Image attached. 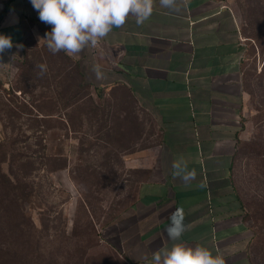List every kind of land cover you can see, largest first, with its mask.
Listing matches in <instances>:
<instances>
[{"label":"crops","instance_id":"obj_1","mask_svg":"<svg viewBox=\"0 0 264 264\" xmlns=\"http://www.w3.org/2000/svg\"><path fill=\"white\" fill-rule=\"evenodd\" d=\"M51 27L30 0H0V35L13 42L0 54V141L17 122L23 149L56 165L52 177L72 194L78 178L122 181L124 202L100 232L128 264H152L174 243L254 264L255 230L234 173L245 96L232 9L181 0L171 11L155 0L142 25L129 16L73 56L40 40ZM185 164L196 172L188 184L176 175ZM174 211L187 227L178 241L166 231Z\"/></svg>","mask_w":264,"mask_h":264},{"label":"rangeland","instance_id":"obj_2","mask_svg":"<svg viewBox=\"0 0 264 264\" xmlns=\"http://www.w3.org/2000/svg\"><path fill=\"white\" fill-rule=\"evenodd\" d=\"M220 1L236 15L244 43L245 104L234 173L255 230L253 262L264 264V0ZM20 127L14 122L6 132L3 145L10 152L24 150ZM3 169L7 172L9 164ZM19 178L30 190L26 211L37 226L33 230L26 220L32 245L25 247V264H127L102 240L100 232L105 216L124 202L122 181L78 178L76 194H72L45 170ZM37 236L38 246L33 243Z\"/></svg>","mask_w":264,"mask_h":264},{"label":"clouds","instance_id":"obj_3","mask_svg":"<svg viewBox=\"0 0 264 264\" xmlns=\"http://www.w3.org/2000/svg\"><path fill=\"white\" fill-rule=\"evenodd\" d=\"M37 10L41 22L51 25V31L45 33L44 40L48 50L53 53L63 51L69 56L77 55L86 47H95L113 28L122 27L129 16L135 17L137 25L147 21L154 8L155 0H30ZM181 0H159L162 8L178 11ZM13 42L10 36L0 35V54L11 49ZM18 47H20L18 45ZM41 74L46 65L37 66ZM94 71L98 78L103 73L99 66ZM176 175L183 183L188 184L196 179L194 169L187 165ZM171 224L166 229L168 238L178 241L187 230L180 212L170 216ZM152 264H224L219 255L202 245L194 247L183 243H174L171 248L153 253Z\"/></svg>","mask_w":264,"mask_h":264},{"label":"trees","instance_id":"obj_4","mask_svg":"<svg viewBox=\"0 0 264 264\" xmlns=\"http://www.w3.org/2000/svg\"><path fill=\"white\" fill-rule=\"evenodd\" d=\"M4 141H0V264H25L28 255L25 247L32 245L31 239H27L26 220L31 221L33 230L37 226L26 211L30 190L19 177L27 178L39 170L50 173L56 165L41 163L38 149L28 147L22 152H10L5 149ZM5 163L9 164L7 172L3 169ZM39 241L37 236L33 243L38 246Z\"/></svg>","mask_w":264,"mask_h":264}]
</instances>
